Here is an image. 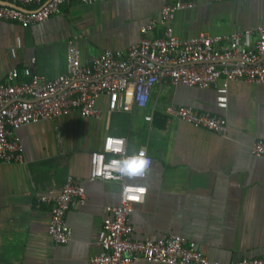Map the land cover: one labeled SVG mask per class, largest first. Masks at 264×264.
<instances>
[{"label":"crops","instance_id":"obj_1","mask_svg":"<svg viewBox=\"0 0 264 264\" xmlns=\"http://www.w3.org/2000/svg\"><path fill=\"white\" fill-rule=\"evenodd\" d=\"M170 1L73 0L40 24L0 20V82L13 67L17 82L28 81L33 72L51 79L65 72L70 47L80 63L102 49H125L138 40L140 25ZM184 1L192 5L168 22L181 39L255 29L264 21V0ZM162 33L157 26L148 37ZM171 102L223 116L225 133L169 116L163 137L160 128L166 126L144 116L166 115ZM96 104L102 108L99 119L68 112L14 131L23 158L0 163V264H89L100 248L97 232L105 207L119 201L118 182L89 179L90 152L99 150L107 135L125 137L129 151L144 147L152 158L139 180L147 187L144 201L130 214L132 238L180 234L220 263L264 255V156L250 152L254 142L264 140V84L220 79L216 88L202 89L166 81L152 88L145 108L113 112L104 98ZM68 175L84 186L85 202L67 211L71 239L57 244L46 232L52 206L39 197L57 193Z\"/></svg>","mask_w":264,"mask_h":264},{"label":"built area","instance_id":"obj_2","mask_svg":"<svg viewBox=\"0 0 264 264\" xmlns=\"http://www.w3.org/2000/svg\"><path fill=\"white\" fill-rule=\"evenodd\" d=\"M2 1L17 7L0 3V20L35 25L59 13L63 4L73 0ZM78 1L91 4L94 0ZM191 5L184 0L167 2L156 17L140 25L138 40L125 49H102L80 63L74 47L68 48L65 72L51 79L33 72L28 81L17 82V69L11 68L5 81L0 82V163L22 162L23 147L14 134L17 128L68 112L99 119L102 108L96 102L100 98L107 100L109 111H128L134 106L145 108L152 88L166 81L173 86L202 89L216 88L220 79L264 84V21L255 29L227 35L198 32L187 39L178 38L168 22L177 11ZM157 26L163 28L162 36L148 37ZM34 62L32 57L30 63ZM224 104V100H219L220 106ZM154 109L155 106L152 112ZM164 113L216 134L226 131L223 116L198 112L191 106L171 102L164 107ZM144 119L151 121L152 114ZM141 149L146 151L144 147L129 151L125 137L107 135L101 148L90 152L89 179L116 181L120 188L118 203L105 207L107 216L97 232L100 248L89 264H132L139 260L164 264H264V255L228 263L209 260L193 240L180 234L132 238L130 214L134 205L144 201L147 187L139 180L146 175L121 177L114 162ZM250 152L255 157L264 156V140L254 142ZM146 155L152 162L147 151ZM39 200L52 206L47 234L55 243L66 244L71 239V228L65 215L71 206L84 204V186L68 175L57 193L43 194Z\"/></svg>","mask_w":264,"mask_h":264},{"label":"clouds","instance_id":"obj_3","mask_svg":"<svg viewBox=\"0 0 264 264\" xmlns=\"http://www.w3.org/2000/svg\"><path fill=\"white\" fill-rule=\"evenodd\" d=\"M150 163L151 161L147 157L144 149L130 156H123L119 161L114 162L116 171L119 175L127 179H134L146 175Z\"/></svg>","mask_w":264,"mask_h":264},{"label":"trees","instance_id":"obj_4","mask_svg":"<svg viewBox=\"0 0 264 264\" xmlns=\"http://www.w3.org/2000/svg\"><path fill=\"white\" fill-rule=\"evenodd\" d=\"M152 118H153L152 121L155 125H158V124L163 125L164 124L166 126V128L161 127L160 131H161V134L163 137H167L168 136L167 130L169 128V126H168L169 115H167V114L164 115L159 111H154Z\"/></svg>","mask_w":264,"mask_h":264},{"label":"water","instance_id":"obj_5","mask_svg":"<svg viewBox=\"0 0 264 264\" xmlns=\"http://www.w3.org/2000/svg\"><path fill=\"white\" fill-rule=\"evenodd\" d=\"M0 3H1V4H6V5H10V6L17 7V6H16L15 4H13V3L6 2V1H2V0H0Z\"/></svg>","mask_w":264,"mask_h":264},{"label":"snow or ice","instance_id":"obj_6","mask_svg":"<svg viewBox=\"0 0 264 264\" xmlns=\"http://www.w3.org/2000/svg\"><path fill=\"white\" fill-rule=\"evenodd\" d=\"M141 191H143V190H141Z\"/></svg>","mask_w":264,"mask_h":264}]
</instances>
